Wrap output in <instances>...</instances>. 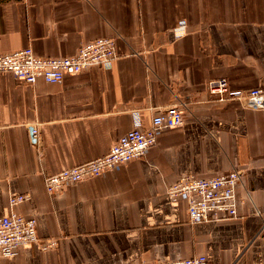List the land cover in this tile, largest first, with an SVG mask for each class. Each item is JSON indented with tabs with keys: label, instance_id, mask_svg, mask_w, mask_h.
Returning <instances> with one entry per match:
<instances>
[{
	"label": "crops",
	"instance_id": "1",
	"mask_svg": "<svg viewBox=\"0 0 264 264\" xmlns=\"http://www.w3.org/2000/svg\"><path fill=\"white\" fill-rule=\"evenodd\" d=\"M101 37L117 58L61 83L0 72V218L36 217L38 238L0 264H264V110L205 88L264 85V0H0L1 54L63 58ZM172 106L181 126L160 130L143 158L46 192L45 176L105 155ZM231 170L235 219L191 223L185 200L167 197L182 176ZM19 194L28 198L10 206Z\"/></svg>",
	"mask_w": 264,
	"mask_h": 264
},
{
	"label": "built area",
	"instance_id": "2",
	"mask_svg": "<svg viewBox=\"0 0 264 264\" xmlns=\"http://www.w3.org/2000/svg\"><path fill=\"white\" fill-rule=\"evenodd\" d=\"M115 42L101 37L80 45L73 56L55 58L39 57L30 47L12 53H0V72L12 74L22 84L33 85L37 81L58 84L65 76H73L92 67L109 66L115 59ZM207 92L218 102L236 100L254 110H264V85L248 90H231L224 78L205 84ZM183 120L182 110L172 106L154 115L148 129L138 126L120 136L108 152L94 160L65 168L43 178L48 194L61 191L68 185L77 184L87 178L101 176L119 166L141 159L147 150L156 144L157 133L162 129L177 128ZM38 136L37 129H31V140ZM241 173L231 170L212 177L185 175L168 187L167 197L175 202L183 198L191 223L201 221H222L238 217L242 200L237 196ZM28 196L19 194L9 198L10 206L24 202ZM37 219L11 213L0 218V258L18 255L20 248L37 241ZM56 241L49 240L42 250L55 247ZM149 264H210L205 256H194L178 261L156 260Z\"/></svg>",
	"mask_w": 264,
	"mask_h": 264
}]
</instances>
